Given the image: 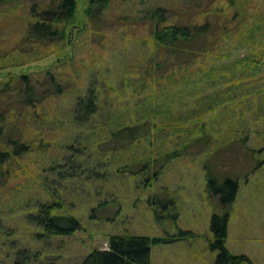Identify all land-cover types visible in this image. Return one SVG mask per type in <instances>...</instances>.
Returning a JSON list of instances; mask_svg holds the SVG:
<instances>
[{
	"label": "trees",
	"instance_id": "trees-1",
	"mask_svg": "<svg viewBox=\"0 0 264 264\" xmlns=\"http://www.w3.org/2000/svg\"><path fill=\"white\" fill-rule=\"evenodd\" d=\"M125 1L127 0H83L82 19L79 14L80 0H0V6L13 5L16 8L20 5L25 8L15 19L10 18L5 23L21 21L25 26L22 37L12 48L0 53V75L7 76L6 80L0 79V184L10 181L14 175L29 172V183L42 188L49 195V200H43L44 196H27L26 207H23L27 222L41 229L37 235L41 239L73 235L84 228L80 218L67 208L68 203L65 201V194L75 190L57 182L58 178L75 177L71 183L78 189H84L87 169L82 167L85 165L83 162H79L84 148L80 149L81 140L75 133L68 145L71 154L56 160L46 169L38 166L35 174L27 167L24 157L37 148L38 139L24 137L27 133L21 119L25 121L35 118L38 107L52 94H64L66 87L54 75L51 67L41 70L49 77L48 88L41 90L42 92L38 91L34 80L38 71L17 75L9 68L40 60L52 53L58 56L57 63L70 61L73 56L64 58L62 55L67 53V39L74 29L78 27L77 31H84L91 24V28L98 29L102 12L114 3ZM214 1L218 4L213 9L204 10L203 21L190 18L181 21L176 16L170 18L168 9L160 5L149 7L145 11L143 18L153 22L151 47L147 53L148 65L144 66L150 91L134 104V114L125 118L122 111L126 109H116L107 119L101 120L100 94L95 82L91 81L85 89L74 94L71 116L79 126H87L91 121L95 125L102 123L99 125L105 126L102 136L103 139L110 140L111 144L102 149L103 153L115 156L144 138L149 143L151 140L154 149L150 150V154L131 157L125 166H119L120 170H129L139 177L135 189H152L166 167L187 150V142L204 141L209 144L213 137L211 135L216 132H220V136H228L229 138L223 137L222 140L229 141L230 145L242 144L239 147L250 154L249 168L242 169L234 165L235 175L226 173L216 189L219 198L218 203L213 205L211 236L200 235L190 229L162 235L125 230L107 235L108 248L92 246L77 264H152L154 245L197 236L212 239L211 248L218 252L216 264H254L249 256L231 252L227 246V237L230 206L239 192L240 172L251 171L254 168L253 155L257 151H264L263 147L257 149L249 144L248 133L241 134L245 132V124L249 125L247 113L250 110L247 108H256L252 113L255 119L263 116L264 83L261 74L264 69V35L258 31L257 10L254 20L249 22L254 14L251 6L257 0ZM226 6L227 9L224 8ZM219 11L221 18L215 21ZM233 31L242 40L240 42L245 43L243 46H249L250 42L247 40H253V46L249 47L251 50L246 56L232 57L233 51L228 43L233 41L226 40L231 39ZM220 36L224 41L219 39ZM225 121L228 128L221 126ZM19 126L22 130L18 136L10 133ZM223 132L226 134H222ZM174 133L187 137L181 147H155L158 142L155 138L168 140L166 136ZM262 134L259 131V135ZM98 135L100 136L99 132ZM217 156L215 154L212 158H207L204 166L215 171H229L234 167L220 168L216 162ZM18 164L20 168H17ZM95 174L99 176V173ZM212 182L213 185L219 184L217 176H211L210 184ZM108 188L110 187H105L104 193L111 196L113 192L110 193ZM165 191L168 199L149 194L151 206L153 207V198H156L163 207L168 205L176 209L178 197L174 194L175 191L169 188ZM113 206L116 208L113 214L102 215L105 209ZM91 211L92 219L115 220L117 213L121 211V205L113 197L110 201H103L93 207ZM15 256L19 260L16 264H27L32 258L37 259L31 250L25 249L18 250L13 258Z\"/></svg>",
	"mask_w": 264,
	"mask_h": 264
},
{
	"label": "rangeland",
	"instance_id": "rangeland-1",
	"mask_svg": "<svg viewBox=\"0 0 264 264\" xmlns=\"http://www.w3.org/2000/svg\"><path fill=\"white\" fill-rule=\"evenodd\" d=\"M217 4L214 0H127L114 3L102 12L98 29L91 28L93 24L84 31H77L78 27L74 29L67 39V53L62 55L64 58L73 56L70 61L57 63L58 56L52 53L40 60L9 68L17 75L38 71L34 80L38 91L42 92L41 90L48 88L49 77L41 70L51 67L54 75H57L66 87L64 94L49 96L42 106L38 107L35 118H26L25 121L21 119L27 133H23L24 137L38 139L37 148L24 157L27 167L35 174L38 166L46 169L56 160L71 154L68 145L76 133L77 138L81 140L80 149L84 148L79 162L85 164L82 167L87 169V173L84 175V189H78L71 183L75 177L57 179V182L65 185L64 187H73L75 190L65 194V201L68 203L67 208L80 218L84 228L73 235L42 239L37 236L41 229L27 222L23 207H26L27 196H44L43 200H49V195L42 188L29 183V172L14 175L10 181L0 184V264L19 262L17 257L13 256L20 249L31 250L37 256V259L32 258L27 264H77L92 246L106 249L107 235L125 230L139 234L162 235L169 232L177 234L181 229H194L193 231L200 235H212L210 225L213 205L219 198L216 189L226 173L235 175L234 165L248 169L251 164L250 154L246 149L239 147L242 144L230 145L229 141L222 140L223 137H229L220 136V132L211 135L213 137L209 144L204 141L185 142L187 150L166 167L152 189H135L139 177L129 170L120 169L131 157L150 154V150L154 149L151 140L149 143L144 138L132 145V148L115 156L108 152L103 153L102 149L111 144L110 140L103 139L105 126L99 125L102 123L95 125L92 121L87 126L76 125L71 116V109L74 94L85 89L92 81L100 94L101 120L107 119L116 109H126L122 111L125 118L134 114V104L150 91L144 66L148 65L147 53L151 47L153 22L143 18L145 11L149 7L160 5L168 9L170 18L176 16L181 21L189 18L203 21V13ZM79 6V14L83 19V0H80ZM251 7L254 14L251 13L253 16L249 22L254 20L257 10L258 31L264 35V0H257ZM224 8L227 9V6ZM24 9L20 5L16 8L13 5L0 6V53L12 48L22 37L25 26L21 21L5 23L10 18L15 19L14 17ZM217 13L215 21L221 18V12ZM232 26L235 27V24ZM221 38L222 36L219 37ZM230 38L226 41H233L228 43L232 48L233 58L246 56L251 50L249 47L253 46L252 39L247 40L250 42L249 46H243L245 43L240 42L242 40L236 37L234 31ZM262 71L261 80L264 83V69ZM6 78V75H0V79ZM253 106H256V103H253ZM248 109L249 125L245 124V132L241 134L248 133L251 146L264 148V110L263 116L255 119L252 113L256 108ZM21 126L10 133L18 136L22 130ZM221 126L228 128L227 121ZM259 131L263 134L259 135ZM186 138L184 134L175 133L166 136L168 140L155 138V141H158L155 147H181ZM215 154H218L216 162L220 168L234 167L229 171L216 172L211 167L204 166L207 158H212ZM253 156L254 168L248 173L240 172V188L235 202L230 206L228 226L231 230L232 245L247 251L254 264H264V151H257ZM17 168H20L19 164ZM95 173H99V176ZM212 175L217 176L218 185H213V182L210 184ZM105 187H110V193L113 192L111 196L104 193ZM167 188L175 191L174 194L178 197L176 209L168 205L163 207L156 198H153L152 207L150 195L156 197L157 194L159 198L168 199V194L165 193ZM113 197L118 199L121 205V211L117 213L115 220L92 219L91 209L103 201H110ZM115 209L114 206L107 208L102 215L110 216ZM211 241L210 237L197 236L154 245L152 264H216L218 252L211 248Z\"/></svg>",
	"mask_w": 264,
	"mask_h": 264
},
{
	"label": "crops",
	"instance_id": "crops-1",
	"mask_svg": "<svg viewBox=\"0 0 264 264\" xmlns=\"http://www.w3.org/2000/svg\"><path fill=\"white\" fill-rule=\"evenodd\" d=\"M175 190V189H174ZM173 191V190H172ZM190 230H194V229H190ZM209 231L207 230V233H208ZM230 236H231V230H230V228H229V226H228V237H227V246H228V248L230 249V251L231 252H233V253H235V254H245V255H247V256H249L250 258H251V256L249 255V253L247 252V251H245V250H242L241 248H238V247H236V246H234V245H232V243H231V239H230ZM252 259V258H251Z\"/></svg>",
	"mask_w": 264,
	"mask_h": 264
}]
</instances>
